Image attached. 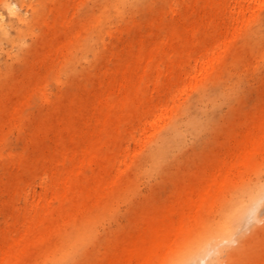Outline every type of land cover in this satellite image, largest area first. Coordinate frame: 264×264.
<instances>
[{
    "label": "bare ground",
    "instance_id": "1",
    "mask_svg": "<svg viewBox=\"0 0 264 264\" xmlns=\"http://www.w3.org/2000/svg\"><path fill=\"white\" fill-rule=\"evenodd\" d=\"M152 1L0 0V264H264V0Z\"/></svg>",
    "mask_w": 264,
    "mask_h": 264
},
{
    "label": "rangeland",
    "instance_id": "2",
    "mask_svg": "<svg viewBox=\"0 0 264 264\" xmlns=\"http://www.w3.org/2000/svg\"><path fill=\"white\" fill-rule=\"evenodd\" d=\"M165 1L167 0H154L152 1V7L156 8V6L160 5L162 6ZM84 2L86 3V5L88 7H92V2L93 0H84ZM137 20L142 21L143 17H142V13L140 11L136 12L135 15ZM13 69L15 70H21L23 67L19 64H16L15 66H12ZM59 74L62 75L61 71H59ZM241 82L244 83V87H243V102L246 105V108H250L251 106L253 107L254 104H256L259 101V82H257V78L255 76H245V75H241ZM52 79L49 75V77L47 78V82H46V87L49 91H52L53 86L51 85L52 83ZM32 105L33 107L30 108V110H25L24 114H26L27 112L30 111H35L37 112V114L39 116L43 115V112L40 110V105H41V99L39 96H33L32 98ZM245 110H248L246 109ZM242 110H237L234 114L236 119H239L242 115H241ZM7 139L3 142L2 145H0V149L3 152L8 151L9 149L12 150H17L20 151L22 150V144H20V142H18L17 140V133H10L7 137ZM216 142H214V140H210L207 141L205 143H203L200 147H199V153H197L196 155H192L190 156L191 153H177V157L178 160L180 161L181 159H188V157L190 156V163H194L195 165H198L199 163H204L208 157H210V155L212 153H209L212 149H216L217 147L215 146ZM179 154V155H178ZM263 162H264V157H263ZM0 174H1V169H0ZM37 188V187H36ZM39 188V187H38ZM1 212V211H0ZM1 214V213H0ZM1 217V216H0ZM125 222V220H124ZM123 222V223H124ZM249 246L247 247L246 251L248 252L249 250ZM234 264H242V263H234ZM244 264H249L247 260H244Z\"/></svg>",
    "mask_w": 264,
    "mask_h": 264
}]
</instances>
